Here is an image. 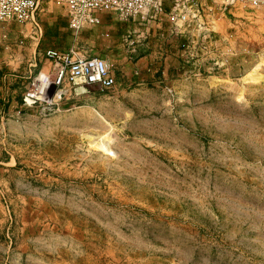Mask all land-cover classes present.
<instances>
[{
  "label": "rangeland",
  "instance_id": "374dc122",
  "mask_svg": "<svg viewBox=\"0 0 264 264\" xmlns=\"http://www.w3.org/2000/svg\"><path fill=\"white\" fill-rule=\"evenodd\" d=\"M185 3L194 58L177 28L101 14L124 28L118 50L98 27L60 42L129 82L65 86L58 110L4 118L0 264H264V0ZM210 4L254 15L221 16L215 43Z\"/></svg>",
  "mask_w": 264,
  "mask_h": 264
},
{
  "label": "crops",
  "instance_id": "0c3cea01",
  "mask_svg": "<svg viewBox=\"0 0 264 264\" xmlns=\"http://www.w3.org/2000/svg\"><path fill=\"white\" fill-rule=\"evenodd\" d=\"M44 1L45 3L43 9L38 11L40 12V14L38 12L35 14L34 24L22 25L15 22H8L4 24L0 23V126L3 125V121L6 116L20 115L22 111L26 109H38V106L36 105L30 106L28 104H25L27 102L25 100V94L29 90V85L32 79L35 78V76L39 72H48L50 71V69H52V63L44 57L45 51L57 50L66 52L71 55L72 59L74 60L86 58H106L105 56L103 57V55L101 54L97 55L98 52H96V54L94 53V56L98 57H91L90 55L85 57L77 53L74 50L73 46H71V43H69V45L61 44L60 39H62V37H64L65 35H71V33L73 35H78L84 29H82V31L80 32H76L73 29L71 30V27L69 28V21H67L64 9L62 5L58 2V0ZM197 1L200 3V0H195L196 6L193 7V9H195L196 11ZM173 4L174 3L172 0H165L164 3L162 2V18L159 23L153 24V26L155 25V27L159 29L165 26L164 29H166V26L168 25L169 30L172 27H174V29L177 28V35L183 41H186L188 40V38L192 37L193 39L188 43L187 46H184L185 43L181 44V49L179 51L181 53V56L187 54L186 58L188 56H193L194 58L193 50H195V46L197 45V20H193L191 24L182 27L180 23H176L178 9L176 5V9L172 10ZM201 4L204 5L203 2H201ZM208 4L209 2L205 3V5ZM216 5L218 7L210 4L211 10L210 12H208V8V10L206 11L208 13V16H206L205 22L208 24L209 30L206 33L209 36L214 33L212 35L213 39L216 38L219 41L224 39L222 37L224 35L222 28H224L225 30L227 29V27H229V25H227L226 20L221 19V16L226 14L231 17H240L239 14H241L243 15L241 16V18L246 19L250 15H254L246 13L247 9L243 7L231 8L230 10L226 9L227 12L223 13V10L225 8L220 9L221 6H219L218 4ZM176 10L177 13L175 12ZM101 14L106 13L97 14L100 21L99 24L91 27L88 26L87 28H100V31H98L99 36L97 38L99 39L100 36H109L112 39L111 44H113L111 48L113 50H118L119 43L121 41V34L123 33L124 28L120 26L121 28H123L121 29L116 25H111V22L109 21L110 18L107 15ZM216 29H218V31ZM155 32L156 31H152V37H155ZM87 33L89 32L83 33V37H89ZM181 33L183 34L180 35ZM198 34L199 36L203 34L204 37L205 35H207L200 31H198ZM142 35L143 34H141V36ZM139 37L140 36H136V38ZM135 43H138V41L133 42V44ZM133 44L129 45L130 52H140L139 46L135 45L133 48ZM210 44L211 42L209 43V45ZM155 48L156 47L152 44V51L150 55L154 54ZM189 53L191 54L189 55ZM156 57L157 56H155L153 59L148 56V59L150 61L152 60L153 62V60H156ZM125 60L126 59H124V61ZM144 60H147L146 57L140 58L138 60V63L141 64ZM185 63L188 64V61ZM121 70V72L123 73L124 69ZM119 71L120 70L117 68H112V75L115 79V83L120 81L119 77L123 78L124 76L121 75ZM120 82L121 83L118 85L125 86V84L129 82V80L128 78H126ZM88 89L93 90L94 93H102L94 87H88ZM1 247H3V244L1 245ZM6 254H8V250ZM6 258H8V256H6ZM0 259L3 261V254L2 256H0Z\"/></svg>",
  "mask_w": 264,
  "mask_h": 264
},
{
  "label": "bare ground",
  "instance_id": "6f19581e",
  "mask_svg": "<svg viewBox=\"0 0 264 264\" xmlns=\"http://www.w3.org/2000/svg\"><path fill=\"white\" fill-rule=\"evenodd\" d=\"M186 1L189 0H184V3ZM40 2L41 0H0V23L34 24ZM58 2L66 13L70 27L75 31L83 26L98 25L99 13L113 15L122 23L138 21L147 25L159 23L163 15L162 0H58ZM184 3L177 4L176 23L181 25L189 21L188 13L182 11L188 8L187 6L185 8ZM44 57L52 63V72L50 75L39 72L32 79L28 92L31 103L37 104L43 112L58 110L62 98L67 96L65 86L82 83L84 87L110 90L115 85L111 70L103 59L74 60L68 53L57 50L45 51Z\"/></svg>",
  "mask_w": 264,
  "mask_h": 264
}]
</instances>
